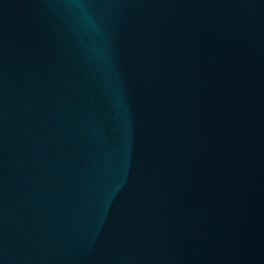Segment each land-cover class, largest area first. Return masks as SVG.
Instances as JSON below:
<instances>
[{"label": "water", "instance_id": "1", "mask_svg": "<svg viewBox=\"0 0 264 264\" xmlns=\"http://www.w3.org/2000/svg\"><path fill=\"white\" fill-rule=\"evenodd\" d=\"M0 264H264V0H0Z\"/></svg>", "mask_w": 264, "mask_h": 264}]
</instances>
